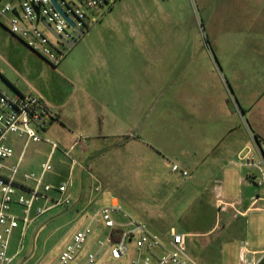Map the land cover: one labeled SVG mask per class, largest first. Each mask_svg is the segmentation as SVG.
<instances>
[{
  "label": "rangeland",
  "instance_id": "374dc122",
  "mask_svg": "<svg viewBox=\"0 0 264 264\" xmlns=\"http://www.w3.org/2000/svg\"><path fill=\"white\" fill-rule=\"evenodd\" d=\"M6 24L0 17V87L10 95L34 90L56 117L55 107L64 105L43 133L58 146L43 184L69 183V205L47 208L21 242L20 229L13 232L8 255L19 251L11 264H50L85 215L111 197L154 234L185 233L186 251L199 263L239 264L246 245L257 252L255 264H264V202L244 216L214 206L211 194L219 188L228 200L254 192L238 186L235 170L206 175L191 164L202 161L196 150L216 130L207 124L214 121H201L182 104L184 88L199 93L200 83L215 97V76H264V0H115L88 16L82 36L64 48L56 66L12 37ZM49 151L46 143H31L17 178L38 176ZM19 153L15 146L11 164ZM173 165L178 172H171ZM54 189L35 206H51L59 197ZM11 211L22 213L16 206ZM98 249L90 241L71 264H87V253ZM131 250L117 264H129ZM114 262L104 248L94 264Z\"/></svg>",
  "mask_w": 264,
  "mask_h": 264
},
{
  "label": "built area",
  "instance_id": "2783aa9c",
  "mask_svg": "<svg viewBox=\"0 0 264 264\" xmlns=\"http://www.w3.org/2000/svg\"><path fill=\"white\" fill-rule=\"evenodd\" d=\"M114 1L55 0L73 26L51 0H0V17L5 18L6 30L12 37L50 65L56 66L64 57V48H67L63 42H70L77 29L83 31L87 27L90 14H99L103 9L110 8ZM55 119L56 114L48 102L34 90L10 95L0 87V264H11L18 254L19 250L8 255L10 239L15 230L20 229L21 242L29 224L47 208L69 205V198L64 197L68 182L61 183L55 189L43 184V176L51 170L50 157L58 149L57 144L45 138L43 133ZM42 142L50 146V151L39 175L24 174L18 179V167L25 149L31 143ZM79 142L74 141L69 150ZM15 146L20 148V153L15 164H11L9 160ZM255 149L256 154L247 147L241 150L235 165L256 172L249 174L247 179L258 189L251 206L260 210L255 206L264 202V143L256 140ZM64 154L68 156L69 152L65 151ZM178 171L176 165L171 167V172ZM180 174L182 177L188 176L185 171ZM53 189L59 197L52 200L51 206H35L40 200L47 202L46 194ZM95 190L99 191V188ZM13 206L21 208L22 213H13ZM261 210L264 213V209ZM85 213L81 212L80 217ZM90 241L99 249L95 253H87V264H94L99 251L104 248H109L110 256L117 264L118 260L129 254V245H132L129 264H202L187 253L185 234L173 229L167 236L150 232L143 222L124 211L113 197L108 205L85 215L83 225L74 231L50 264H71ZM256 253L243 245L239 264H255L254 259L248 261L247 257Z\"/></svg>",
  "mask_w": 264,
  "mask_h": 264
},
{
  "label": "crops",
  "instance_id": "0c3cea01",
  "mask_svg": "<svg viewBox=\"0 0 264 264\" xmlns=\"http://www.w3.org/2000/svg\"><path fill=\"white\" fill-rule=\"evenodd\" d=\"M214 30L216 32L215 27ZM215 77L217 82V95L215 97L207 95L208 91L202 83L199 84V93H193L185 88L183 91L182 104L184 110L198 116L201 121L210 123L214 121L213 125L207 124L210 129L216 130L214 138L203 141L202 144L205 147L199 149L200 153L197 150L196 153L194 152L198 154L199 159L202 158V161L195 160L191 164L193 166L198 165L202 173L206 175H209L213 170H221L222 176L224 172L237 171L238 186L254 193L249 197L247 195L245 197L243 191L240 193V197L228 200L224 188H219V191L211 195L214 206L218 207L220 212L227 213L231 211L232 215L237 213V215L244 216L248 211L255 210L251 206V201L258 190L247 179L250 168L237 166L235 162L239 152L245 147L256 154L255 141L264 143V76L257 79H254L253 76H246L245 78L241 76ZM78 80V83L81 82L80 77H78ZM252 80L256 83L254 84ZM80 88H82L81 85L78 86L76 92ZM99 90L100 88H98ZM94 93L98 94L99 92ZM237 98L240 103H238ZM55 108L59 114L64 105ZM58 114L56 118L59 117ZM82 124V119L78 118L77 126ZM82 208L77 207L76 210L79 211ZM216 229V227H212L206 234H213ZM248 257V261L253 259L251 255H248Z\"/></svg>",
  "mask_w": 264,
  "mask_h": 264
},
{
  "label": "water",
  "instance_id": "95a60500",
  "mask_svg": "<svg viewBox=\"0 0 264 264\" xmlns=\"http://www.w3.org/2000/svg\"><path fill=\"white\" fill-rule=\"evenodd\" d=\"M51 1H52L53 5L55 6V8H56V9H57V10L63 15V17L68 21V23H69L71 26H73V23H72V22L66 17L65 14L62 13V11L60 10V8H59L58 5L56 4L55 0H51ZM46 26H47V28H49L48 25H46ZM82 34H83V31L77 29V30H76V35H75V37H74L70 42H63L64 45H65L67 48H71V47L75 44L76 40H78V39L82 36ZM109 264H115V263H109Z\"/></svg>",
  "mask_w": 264,
  "mask_h": 264
}]
</instances>
